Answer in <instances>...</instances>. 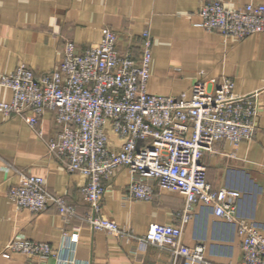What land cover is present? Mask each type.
Wrapping results in <instances>:
<instances>
[{
  "label": "crops",
  "instance_id": "1",
  "mask_svg": "<svg viewBox=\"0 0 264 264\" xmlns=\"http://www.w3.org/2000/svg\"><path fill=\"white\" fill-rule=\"evenodd\" d=\"M203 1L0 0V74L12 72L20 63L35 73L48 71L64 41L83 49L98 42L103 27L109 26L117 31L121 49L131 40L136 51L140 32L147 29L151 34L146 84L151 93L188 95L195 80L223 76L232 78L237 93L258 91L254 137L237 145L217 141L203 153L202 161L212 186L239 190V216L254 222L264 234V31L241 38L207 31L196 13ZM222 1L231 6L264 4V0ZM10 98L11 90L0 85V100ZM56 131L49 110L34 129L17 114L0 113V157L8 165L0 168V264H59L55 257L29 261L21 253L2 255V246L12 236L47 241L66 256L63 264H192L183 256L175 258L166 247L91 228L83 218L85 176L67 170L48 150L47 139ZM19 172L41 175L49 192L74 205L75 215L65 223L53 207L38 212L14 208L5 191L17 182ZM104 182L102 212L132 232L142 234L152 223H181L185 197L177 190L155 184L151 199L128 197L129 173L124 166ZM189 213L182 223L184 243L201 246L205 260L212 264H232L241 258L240 236L233 223L215 217L206 205L197 204ZM64 230L78 233L73 250L63 238Z\"/></svg>",
  "mask_w": 264,
  "mask_h": 264
},
{
  "label": "built area",
  "instance_id": "2",
  "mask_svg": "<svg viewBox=\"0 0 264 264\" xmlns=\"http://www.w3.org/2000/svg\"><path fill=\"white\" fill-rule=\"evenodd\" d=\"M196 13L202 28L223 37L264 31L263 3L231 6L222 0H204ZM118 39L117 31L105 26L98 42L83 49L64 41L48 71L35 73L20 63L12 72L1 73L0 85L11 90V98L0 100V113L17 114L34 129L45 111L52 112L57 131L47 139L48 150L67 170L85 176L83 218L91 228L166 247L175 258L183 256L192 264H212L205 260L201 246L182 241V223L190 210L206 205L215 217L233 223L240 236L241 258L232 264H264V234L254 222L239 216V190L212 186L202 161L203 153L217 141L237 145L254 137L258 91L237 93L232 78L223 76L195 80L188 95L151 93L146 88L151 34L147 29L140 32L136 51L131 40L119 48ZM2 166L8 168L0 157ZM119 166L129 173L128 197L151 199L155 184L182 193L181 223H152L136 234L105 215L101 209L104 181ZM5 196L14 208L38 212L53 207L65 223L76 211L62 195L49 192L39 174L19 172ZM63 238L73 250L78 233L64 230ZM12 253L24 254L29 261L55 257L63 264L66 259L47 241L17 236L1 249L4 256Z\"/></svg>",
  "mask_w": 264,
  "mask_h": 264
}]
</instances>
